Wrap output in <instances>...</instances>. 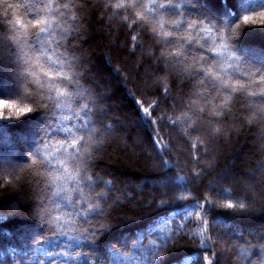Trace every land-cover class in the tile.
<instances>
[{
    "label": "trees",
    "instance_id": "obj_1",
    "mask_svg": "<svg viewBox=\"0 0 264 264\" xmlns=\"http://www.w3.org/2000/svg\"><path fill=\"white\" fill-rule=\"evenodd\" d=\"M108 3L74 0L78 19L69 22L70 34L65 40L68 54L77 58L84 84L96 99L93 119L97 126L114 129L89 167L94 178L112 181L111 187L101 183L96 189L110 197L103 205L107 218L92 221L108 228L84 251L96 254L99 264H109L114 251L132 252L134 244L148 247L153 241L160 245L167 235L171 242L163 253L144 264H207L205 255L214 264H222V260L226 264H261L264 212L259 209L264 206V178L259 187L252 174L256 167H264V122H248L249 100L242 95L234 96L226 117L190 110L194 92L207 95L196 78L167 64L159 55L161 45L150 38L148 30L129 25L124 14L114 15L105 7ZM185 7L189 14H206L231 24L246 11L264 7V0H192ZM10 18L0 16V98L30 104L21 98L19 81L12 74L17 51L7 39L11 30L3 22ZM243 28L241 48L254 62L264 64L252 53L264 55V27L241 23L240 30ZM145 107L151 116L142 111ZM185 112L191 120L183 119ZM178 117L181 122L174 126ZM46 119L39 111L19 119H0V161H4L0 163V264H33L31 252L44 231L34 218L46 193L44 178L24 165ZM29 124L36 125L32 138L25 131ZM216 127L221 128L220 133L215 132ZM136 145L139 150L134 153L130 148ZM161 153L167 163H162ZM177 177H183V182ZM164 183L167 187H161ZM237 198L246 199L257 211L239 213L220 207ZM196 200L208 212L210 249L193 235L198 221L186 219L187 211L197 206ZM207 200L216 206H208ZM28 227L35 231L27 232ZM56 243L50 241L49 246ZM245 249L247 256L242 255ZM41 259L48 264L46 258Z\"/></svg>",
    "mask_w": 264,
    "mask_h": 264
},
{
    "label": "snow or ice",
    "instance_id": "obj_2",
    "mask_svg": "<svg viewBox=\"0 0 264 264\" xmlns=\"http://www.w3.org/2000/svg\"><path fill=\"white\" fill-rule=\"evenodd\" d=\"M21 3L30 6L33 0H23ZM185 3L191 4L192 0H179L177 7L183 10ZM45 22V18L35 19L37 26ZM241 23L244 26L264 27V7L255 11H246L240 16L239 20L231 25L233 36L239 35ZM186 30L188 39L191 41V27ZM201 31L205 35L213 34V30L208 25H203ZM69 33L70 28L66 27L64 35L67 36ZM164 35L171 36V33L164 32ZM220 35L222 39L216 44L213 51L222 61L221 67L224 71L214 72L211 68L207 69L210 77L214 78L218 84V86L213 85V90L218 95L209 100L201 92H194L193 95L196 96V99L192 100L188 106L189 109H194L200 114L206 113L213 118L226 117L232 111L234 96L242 95L249 100V116L246 118L248 122H264V64H261L260 67H256L254 64L241 66L239 59L233 61L232 57L235 54L229 50L227 33L222 32ZM132 39L136 40V36H133ZM45 40L55 47L59 42V33L53 30L49 32ZM20 47L23 49V45ZM226 52L228 56L225 59ZM183 54L184 48H178L176 55L168 61V64L178 72L186 73L189 77L193 76L194 69H197L195 74L200 75L204 66L202 64L198 66L195 57L190 61H182L180 57ZM65 62L70 67L78 64L77 58L68 53H66ZM233 67L239 73L238 76L232 75L230 70ZM48 75L53 76L52 73ZM60 75L73 81L74 86L72 91L67 88L57 89L60 99L58 106L61 111L59 119L54 122V126L49 128L48 135L56 137L63 134L64 138L55 144H44L39 147L37 149L39 156L31 150L27 152V162L24 165V167L34 170L37 177H43V183L46 186L44 200L34 211V218L43 226L44 231L35 241L36 247L31 252L32 260L33 264H44L41 257L46 258L48 264H99L98 256L91 250L84 251V249H88V244L94 242L97 235L108 228L104 224H99L97 227L92 221L99 222L107 218L103 205L110 197L107 193L96 189L97 185L101 183L105 187H111L112 181H104L99 177L94 178L89 174V167L90 162L94 160L96 153L100 150V145L114 129L110 125L104 128L97 126V120L93 119L96 115V99L93 98L91 90L86 86H81L71 71L61 72ZM81 79L83 78L81 77ZM207 79L208 77H205V80ZM200 84L203 92L211 95L207 92L208 86L205 81H200ZM167 91L168 89H165V92ZM217 100L219 103H216ZM31 111V104H23L17 99L0 98V119L20 118ZM142 111L151 116L147 107ZM183 119L191 120L188 112L183 113ZM178 122H181L180 117L172 123L175 126ZM214 130L217 133L221 132L220 127H216ZM61 152H64V158L58 156ZM161 157L162 163H167L163 160V153H161ZM41 160L46 162L47 167L41 163ZM0 163H4V161H0ZM176 179L181 182L184 180L183 177ZM161 187H167V183L162 184ZM180 198L183 199V197ZM161 204L163 205L164 201H161ZM206 204L216 206L211 200H207ZM196 205L195 208L187 211L186 219L191 217L194 223L198 221L197 231L193 235L200 237V243L210 249L211 244L207 242L210 240L208 237L210 225L205 218L208 212L198 200H196ZM220 207H226L239 213H255L257 211L256 208L250 206L246 199L240 198H237L235 202L229 199L226 205H220ZM259 210L264 212V206ZM201 212L204 214L201 215ZM82 225H88V227H82ZM260 240L264 241V233L260 235ZM50 241H56V246L50 247ZM170 242V236L166 235L160 245L153 241L148 247H145L143 243L134 244L132 252L114 251L111 253L109 264H144L150 257L162 254ZM245 243L250 242L245 241ZM259 246L264 250V243ZM242 255L247 256L248 251L242 250ZM204 259L207 264H214L207 258V255ZM261 264H264V259L261 260Z\"/></svg>",
    "mask_w": 264,
    "mask_h": 264
},
{
    "label": "clouds",
    "instance_id": "obj_3",
    "mask_svg": "<svg viewBox=\"0 0 264 264\" xmlns=\"http://www.w3.org/2000/svg\"><path fill=\"white\" fill-rule=\"evenodd\" d=\"M178 3L179 0H172V2L169 0H109L105 7H110L113 14H124L123 19L128 21L129 25L139 24L145 27L150 38L161 45L159 55L167 64L176 55L178 48H184V54L180 57L182 61H190L195 57L197 65L202 64L204 70L200 75H196L197 69H194L193 77L196 78V84L199 87H201L200 81L202 80L207 84V92L211 95H205L206 99L211 100L218 95L213 90V85L218 86V84L214 78L210 77L207 69L211 68L214 72L224 71L221 67L222 61L213 51L216 44L222 39L220 33H227L229 50L235 54L232 57L233 61L239 59L241 66L246 64L261 66L254 62L239 44L244 28L240 30L239 35H232L231 25L237 21L228 24L210 15H192L186 10V3L183 5V10L177 7ZM171 9H175V11H170ZM29 13H35V15L30 16ZM0 16L11 17L3 22L11 30L7 39L17 51L13 61L12 74L19 81L21 98L27 99L31 104L32 111L29 113L39 111L45 113L47 117L40 130L39 139L31 149L39 156L37 151L39 147L44 144H55L61 139L60 135L56 137L48 135L49 128L59 119L61 111L58 106L60 99L57 89L67 88L72 91L74 82L61 76L60 73L71 71L76 81L81 86H85L84 80L81 79L83 71L77 65L74 64L70 67L65 62L66 53H68L65 40L70 33L65 36L64 30L68 27L69 22L78 19L76 6L74 0H38L30 6L17 2V0H0ZM40 18H45L46 22L37 26L35 19ZM203 25H208L213 30V34L205 35L201 31ZM188 27H191L192 30L191 41L188 39L186 30ZM53 30L59 33V42L55 47L45 40V37ZM164 32H170L171 36H165ZM21 45H23V49H21ZM61 49H65V51H61ZM194 50L195 55H192ZM25 52L26 55L23 54ZM227 56L226 52L225 59ZM230 71L234 77L239 75L235 67ZM49 73H52L53 76L50 77ZM205 77L208 79L205 80ZM216 103H219V100ZM58 156L64 158V152L59 153ZM41 163L47 167L46 162L41 160Z\"/></svg>",
    "mask_w": 264,
    "mask_h": 264
},
{
    "label": "rangeland",
    "instance_id": "obj_4",
    "mask_svg": "<svg viewBox=\"0 0 264 264\" xmlns=\"http://www.w3.org/2000/svg\"><path fill=\"white\" fill-rule=\"evenodd\" d=\"M252 53H254L255 55H256V57H257V59H259L260 61H264V55H262V54H260V53H258L257 51H255V50H253V52ZM17 55V54H16ZM16 55H14L13 54V56H14V58L16 57ZM12 56V57H13ZM13 58V59H14ZM105 105V104H104ZM104 105H102L103 106V108H104ZM105 109V108H104ZM123 125V124H122ZM35 127H36V125H34V124H29L28 126H26L25 127V131H26V134L27 135H29L30 136V138H32L31 136H33V133H34V131H35ZM19 137L20 138H22L23 140H24V136H21V135H19ZM133 145V144H132ZM129 147V146H128ZM131 150H132V152H137V150H139L138 149V146L136 145V146H132V148H130ZM137 154V153H136ZM253 176H256L257 177V185L259 186V187H261V185H263V175H264V167L263 168H261V167H256V169H255V171H254V174H252ZM252 176V177H253ZM259 180L261 181V183L259 182ZM248 183V182H247ZM156 184L157 185H159V184H161V182L159 181V182H156ZM256 198H257V196H255ZM121 200V199H120ZM26 229V231L27 232H34L35 230H34V228H33V230L32 229H30L29 227L28 228H25ZM250 232H251V230H249ZM31 232V233H32ZM245 232V234L247 233V230H245L244 231ZM249 232V233H250ZM226 251V250H225ZM223 255H225L224 253H223ZM222 264H226V261H223L222 260V262H221Z\"/></svg>",
    "mask_w": 264,
    "mask_h": 264
}]
</instances>
